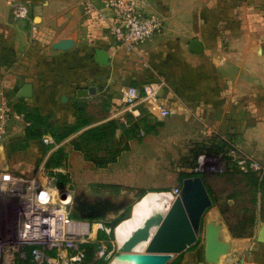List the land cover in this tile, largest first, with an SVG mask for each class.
<instances>
[{
    "label": "crops",
    "instance_id": "obj_1",
    "mask_svg": "<svg viewBox=\"0 0 264 264\" xmlns=\"http://www.w3.org/2000/svg\"><path fill=\"white\" fill-rule=\"evenodd\" d=\"M82 2L0 0V105L7 103L17 112V108L37 111L48 119L45 125H87L74 138L93 125L118 123L115 114L123 119L121 110L112 105L122 101L116 92L119 83L125 80L140 87L157 76L167 89L160 103L176 114L167 124L199 123L215 135L230 125L241 153L264 162V0H143L145 13L157 16L163 26L157 36L132 50L116 45L105 24L84 12ZM17 4L26 8L25 20L13 19ZM195 40L203 45L199 54L190 52ZM95 51L107 53V66L96 62ZM151 61L158 67L154 75L147 68ZM25 84L32 87L31 97L17 98ZM91 88L93 95L77 96ZM105 102L110 104L107 109ZM140 111L143 118L145 107ZM7 125L0 172L24 177L44 152L40 141H22L25 128L41 124L23 118ZM129 169L115 171L112 187L134 191L142 185ZM215 222L216 241L232 248L219 257L230 254L224 264H264V249L240 258L244 250L240 243L249 238H233ZM261 227L256 243H263ZM193 253L185 251L180 264H219L220 259L206 261L205 244L202 257L200 251ZM200 257L204 260L198 262Z\"/></svg>",
    "mask_w": 264,
    "mask_h": 264
},
{
    "label": "rangeland",
    "instance_id": "obj_2",
    "mask_svg": "<svg viewBox=\"0 0 264 264\" xmlns=\"http://www.w3.org/2000/svg\"><path fill=\"white\" fill-rule=\"evenodd\" d=\"M139 60L137 59L142 66V61ZM147 63V68L154 75L153 71L158 68L157 65H153V61ZM156 80L159 79L154 76L147 83ZM129 87L132 86L125 80L117 85L116 92L120 97L118 99L122 98L124 90ZM166 96L167 89L164 86L158 95L159 103L160 99ZM112 105L121 110L122 101ZM103 106L107 109L110 104L105 102ZM164 106L170 107L167 104ZM170 117L173 115L133 119L125 115V122H121L120 115L115 114L114 118H117L120 129L113 137L103 139L73 138L71 127L68 125H44L46 130L59 140V147L66 153L60 170L67 177L72 200H86L91 203L108 200L116 207L120 203L123 205L106 213L102 218L93 219L99 224L98 230L104 231L106 235L112 234L111 240L97 244L89 260L86 259L84 247L87 243L79 245L71 254V264H94L100 260L108 264L119 253L115 245V228L131 218L134 205L148 193L159 194L181 188L183 180L195 174L201 175L197 177L204 185L211 206L201 218L199 235L197 242L192 246V253L200 251L202 257L207 230L213 228L217 233L215 221L221 223L230 234L249 238L248 241L240 243V248L244 249L239 255L240 258L247 257L251 251L264 249L260 245L264 243L255 241V234L260 226L261 230L264 228V162L257 158H247L241 153L236 147L235 134L232 133L230 125H223V129L215 135L213 131H208L206 125L199 123L184 125L182 120H176L175 125L167 124ZM216 141L218 146L215 145ZM248 160L255 162L259 169H250ZM128 168H131L129 171L135 172L137 184L142 185L134 191H127L126 187H112L115 171L125 172ZM37 175L48 178L44 169L39 171L36 165L32 172L24 177L31 179ZM163 197L159 195V198ZM71 211L73 216L78 218L76 211ZM17 226L14 202L0 192V264H3L6 254L14 253L8 247L9 243L15 240ZM99 245L111 253L110 258L106 259L98 252ZM222 246L225 251L232 249L229 243ZM228 255L221 259L219 255V264H224ZM201 257L198 262L204 260V257Z\"/></svg>",
    "mask_w": 264,
    "mask_h": 264
},
{
    "label": "built area",
    "instance_id": "obj_3",
    "mask_svg": "<svg viewBox=\"0 0 264 264\" xmlns=\"http://www.w3.org/2000/svg\"><path fill=\"white\" fill-rule=\"evenodd\" d=\"M82 7L85 13L95 14L96 19L105 24L116 45L127 50L144 44L162 30L161 20L145 13L143 0H83ZM12 16L15 21L25 20L27 10L21 4L14 5ZM164 86L162 80H156L142 87L125 89L121 108L123 116L141 119L142 107L146 109L144 115L150 118L174 115L173 109L158 101L159 92ZM12 119H23V114H19L13 106L2 103L0 146L5 140L7 124ZM123 121L124 118L121 119ZM41 142L43 146L54 147L43 153L41 163L36 166L39 171L44 169L51 151L58 147L50 136H43ZM247 165L252 170L259 169L255 162L248 160ZM51 173L49 176L46 172L48 178L37 175L28 179L9 171L0 172V192L14 202L18 220L15 240L8 247L14 253L6 254L3 264H21L28 259L31 264H71V254L79 245L95 241L98 222L73 217L72 191L68 185L62 188L56 185L55 175L62 173L60 168L53 169ZM165 193L173 203L179 196L180 188ZM98 252L106 259L111 257V253L102 245L98 246Z\"/></svg>",
    "mask_w": 264,
    "mask_h": 264
},
{
    "label": "water",
    "instance_id": "obj_4",
    "mask_svg": "<svg viewBox=\"0 0 264 264\" xmlns=\"http://www.w3.org/2000/svg\"><path fill=\"white\" fill-rule=\"evenodd\" d=\"M203 51V45L199 41L190 43V52L199 54ZM96 62L101 66L109 64V56L103 51H95ZM95 89L80 90L79 98L93 95ZM32 87L23 85L17 98H30ZM82 103L78 104L81 108ZM151 123V121H149ZM123 206L116 207L112 201L86 200L73 201L71 210H75L78 218L93 220L102 218L106 213ZM211 206L210 198L199 177H191L183 180L179 196L163 211L148 217L143 225L136 229L118 248V254L108 264H168L176 256L184 253L197 242L200 230V222L205 211ZM215 231H217L215 229ZM217 233L209 228L205 236V253L208 263H216L219 255H223L222 244L216 241ZM264 243V239H262ZM144 245L142 252L136 248Z\"/></svg>",
    "mask_w": 264,
    "mask_h": 264
},
{
    "label": "trees",
    "instance_id": "obj_5",
    "mask_svg": "<svg viewBox=\"0 0 264 264\" xmlns=\"http://www.w3.org/2000/svg\"><path fill=\"white\" fill-rule=\"evenodd\" d=\"M132 87H136V84H133ZM142 87V86H140ZM138 88V87H137ZM18 112L20 114H23V118L29 120V121H34L38 124L41 125H27V127L25 128V135L22 138V141L24 143H27L30 140H38L41 142L42 137L43 136H50L55 145L56 146H60L59 140H57L56 137H54L51 133H49L46 128L44 127V123L45 121L47 122L48 119H46L45 117H40L38 115L37 111L34 112H25V110L23 109H18ZM119 124L117 122H109L106 125H102L101 127H93L83 133H81L77 138H82V137H90V138H98V139H103V138H109V137H113L115 134L116 130H119L120 127L118 126ZM87 125H81L80 123H77V125H74L73 127H71V134H75L77 133L79 130H81L82 128H84ZM57 140V141H56ZM63 141V140H62ZM41 146L44 149L43 153H47L48 151L52 150L53 147L51 146H43L42 142H41ZM66 158V153L64 151V149L62 147L56 148L53 151H51V153L49 154V156L47 157L45 163H44V169L45 171L50 175H52L51 171L53 169H58L62 167V162L63 160ZM41 163V159H39L36 163V166H38ZM197 176H201L199 174H195V175H189L188 177H197ZM67 177L62 174V173H58L55 175V179H56V185L60 188L65 187L68 183ZM184 177H181V179H183ZM75 218V216H73ZM231 236L233 238H246L243 236H238L235 235L233 233H231ZM112 234L111 235H106L104 233V231H97L96 234V238L94 242H88L87 244L84 245L85 247V251H86V259L89 260L92 254V250L93 248L97 247V244H99L100 242H104V241H109L111 240ZM192 250V246L190 248H188L186 251H191ZM183 254V253H182ZM182 254L176 256L170 263L168 264H180L181 258H182ZM21 264H31L29 262V259L27 261H24ZM94 264H106L104 261L100 260Z\"/></svg>",
    "mask_w": 264,
    "mask_h": 264
},
{
    "label": "bare ground",
    "instance_id": "obj_6",
    "mask_svg": "<svg viewBox=\"0 0 264 264\" xmlns=\"http://www.w3.org/2000/svg\"><path fill=\"white\" fill-rule=\"evenodd\" d=\"M159 195L164 196L163 199L159 198ZM171 204L170 196L165 192L148 193L143 199L134 205L132 210V216L130 219L120 223L114 231L115 245L120 248L127 238L139 227H141L144 221L151 215L161 212L168 205ZM144 245L136 248V251L142 252ZM117 264V263H113Z\"/></svg>",
    "mask_w": 264,
    "mask_h": 264
}]
</instances>
